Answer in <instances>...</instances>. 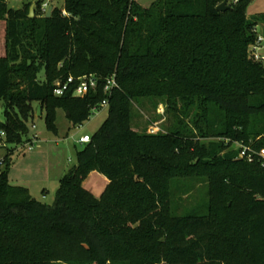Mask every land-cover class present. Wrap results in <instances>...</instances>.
Returning a JSON list of instances; mask_svg holds the SVG:
<instances>
[{
	"label": "trees",
	"instance_id": "16d2710c",
	"mask_svg": "<svg viewBox=\"0 0 264 264\" xmlns=\"http://www.w3.org/2000/svg\"><path fill=\"white\" fill-rule=\"evenodd\" d=\"M222 1L63 0L46 17L43 0L33 16L31 1L0 0V147L24 142L34 102L55 132L57 109L81 125L106 97L104 79L118 84L52 204L10 184L4 156L0 264H264V64L250 57L264 13L249 19L251 0L218 11ZM86 74L98 83L84 96L53 94L56 80ZM146 102L164 105V132L132 126ZM244 142L252 161L233 147ZM92 171L108 179L99 197L83 186ZM180 175L207 180V205L171 210Z\"/></svg>",
	"mask_w": 264,
	"mask_h": 264
},
{
	"label": "rangeland",
	"instance_id": "374dc122",
	"mask_svg": "<svg viewBox=\"0 0 264 264\" xmlns=\"http://www.w3.org/2000/svg\"><path fill=\"white\" fill-rule=\"evenodd\" d=\"M31 1L34 6L38 0H5L7 9L19 10L25 3ZM37 7L39 14L46 13L49 6L62 7L63 0H43ZM141 6L146 7L154 0H136ZM231 1L228 2V5ZM45 4V6H44ZM27 10V8L25 9ZM264 13V0H251L246 7V15L251 20H258V16ZM257 31L264 38L263 24L258 22ZM257 53L264 56V44L260 45ZM264 64V60H263ZM43 77V72L40 73ZM145 108L136 104L133 107L132 126L138 131H147L151 127L157 132H164L170 121L164 113V105L158 104L154 109L153 104L146 102ZM40 106L38 102L33 107ZM4 102L0 101V121L4 120ZM62 109L56 112V131H49L45 123V111L41 109V115L36 112L28 120V132L24 142L19 145L8 146L3 143L0 147V171L4 168L3 158L7 152L12 154V165L8 178L9 183L26 187L30 194L37 200L52 204L58 187L59 179L67 170L76 163V151L84 147L79 143V138L84 135H92L108 114L107 107L93 109L88 120L81 125L71 124L65 117ZM241 146H251V143H234L235 149ZM9 150V151H8ZM11 150V151H10ZM171 210L177 214H185L194 209L207 205V180L199 176H177L171 180Z\"/></svg>",
	"mask_w": 264,
	"mask_h": 264
},
{
	"label": "built area",
	"instance_id": "2783aa9c",
	"mask_svg": "<svg viewBox=\"0 0 264 264\" xmlns=\"http://www.w3.org/2000/svg\"><path fill=\"white\" fill-rule=\"evenodd\" d=\"M45 6V4H44ZM62 13L66 15V11L62 10ZM264 44V38L258 35L257 41L255 44L251 45L250 47V57L257 61H263L264 56L257 53L260 45ZM104 93L106 97L100 102L99 107H107L108 105V97L112 93L113 89L118 86L115 74L112 73L111 75L107 76L104 79ZM97 77L93 74H86L81 75L78 77H74L72 75L68 76L66 79L63 80H56L53 86V94L55 96H62L67 92L71 91L72 96L74 97H82L84 96L89 90L95 89L97 86ZM96 109V108H94ZM150 133H155L153 127L149 129ZM3 136V132L0 133ZM91 139V136L88 134H84L79 138V143H88ZM253 154L251 151V147L249 146H241L239 156L241 158H246L248 161L253 160ZM259 157L262 159V165L264 166V149H261L258 153Z\"/></svg>",
	"mask_w": 264,
	"mask_h": 264
},
{
	"label": "crops",
	"instance_id": "0c3cea01",
	"mask_svg": "<svg viewBox=\"0 0 264 264\" xmlns=\"http://www.w3.org/2000/svg\"><path fill=\"white\" fill-rule=\"evenodd\" d=\"M107 184L108 179L96 171L90 172L87 178L83 181V186L89 189L96 197L101 195Z\"/></svg>",
	"mask_w": 264,
	"mask_h": 264
},
{
	"label": "water",
	"instance_id": "95a60500",
	"mask_svg": "<svg viewBox=\"0 0 264 264\" xmlns=\"http://www.w3.org/2000/svg\"><path fill=\"white\" fill-rule=\"evenodd\" d=\"M229 0H223L220 4H218L216 6V9L218 11H225L229 8V5L227 4ZM52 9L53 7L52 6H49L48 9L46 10V13H45V16L46 17H49L51 15V12H52ZM34 15V6H31L30 8V12H29V16H33ZM36 115L37 116H40L41 115V107L40 106H37L36 108ZM67 115V113H66Z\"/></svg>",
	"mask_w": 264,
	"mask_h": 264
}]
</instances>
